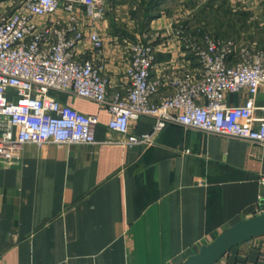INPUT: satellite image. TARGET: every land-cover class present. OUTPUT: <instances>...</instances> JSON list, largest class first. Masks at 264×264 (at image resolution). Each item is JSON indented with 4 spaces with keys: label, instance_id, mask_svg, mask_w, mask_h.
Instances as JSON below:
<instances>
[{
    "label": "crops",
    "instance_id": "1",
    "mask_svg": "<svg viewBox=\"0 0 264 264\" xmlns=\"http://www.w3.org/2000/svg\"><path fill=\"white\" fill-rule=\"evenodd\" d=\"M19 1L0 0V8L13 10ZM224 1L250 24L247 44L264 50V0ZM198 4L107 0L95 29L104 38L96 60L105 64L109 92L124 84L123 39L149 29L166 32L181 19L188 40L202 41L207 31L193 12ZM220 30L211 34L220 38ZM243 34L221 38L244 43ZM158 48L159 61L198 64L186 42L171 51ZM53 94L98 115L96 142L26 143L14 155L0 154V264H180L224 230L264 211V145L179 124L165 127L152 145H128L108 127L109 112L97 101ZM247 99L243 89L228 93L226 102L236 106ZM263 119L264 84L255 97L254 123ZM154 122L143 115L131 129L150 132ZM215 264H264V233L231 247Z\"/></svg>",
    "mask_w": 264,
    "mask_h": 264
},
{
    "label": "built area",
    "instance_id": "2",
    "mask_svg": "<svg viewBox=\"0 0 264 264\" xmlns=\"http://www.w3.org/2000/svg\"><path fill=\"white\" fill-rule=\"evenodd\" d=\"M106 2L20 0L13 10L0 8V154L14 155L26 143L96 142L98 115L63 103L53 91L97 101L109 112L108 127L128 145H152L169 124L264 145V119L254 123L264 50L208 32L202 41L188 40L180 19L166 32L149 29L123 39L124 84L110 93L105 64L96 60L104 38L95 21L105 17ZM60 9L64 15L53 16ZM182 42L195 67L158 60V47L171 51ZM243 89L246 103L228 105L227 94ZM143 115L154 118L153 129L135 133L131 125Z\"/></svg>",
    "mask_w": 264,
    "mask_h": 264
},
{
    "label": "water",
    "instance_id": "3",
    "mask_svg": "<svg viewBox=\"0 0 264 264\" xmlns=\"http://www.w3.org/2000/svg\"><path fill=\"white\" fill-rule=\"evenodd\" d=\"M264 233V211L224 230L180 264H215L231 247Z\"/></svg>",
    "mask_w": 264,
    "mask_h": 264
},
{
    "label": "rangeland",
    "instance_id": "4",
    "mask_svg": "<svg viewBox=\"0 0 264 264\" xmlns=\"http://www.w3.org/2000/svg\"><path fill=\"white\" fill-rule=\"evenodd\" d=\"M236 1L237 0H234V2ZM229 3L230 6H228L227 2L224 0H199V4L196 7H193L194 8L193 12L194 14H196L195 16L205 21L203 23L204 29L200 28L201 31L215 33L216 30L221 29L219 31L221 35L223 34L221 37L228 36L230 34L235 35L244 32L245 33L243 34L244 36L238 35L239 38L244 39L245 40L244 43L251 41V39H249L250 34H248L247 31L249 29L248 27L250 24L248 22L246 23L242 22V18L239 12L234 11V7L232 6L231 2ZM260 29H261L260 31L262 33V37L260 35L259 36L263 39L264 24L260 26Z\"/></svg>",
    "mask_w": 264,
    "mask_h": 264
}]
</instances>
